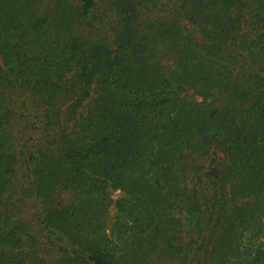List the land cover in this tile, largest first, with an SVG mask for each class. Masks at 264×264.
<instances>
[{"label":"trees","instance_id":"1","mask_svg":"<svg viewBox=\"0 0 264 264\" xmlns=\"http://www.w3.org/2000/svg\"><path fill=\"white\" fill-rule=\"evenodd\" d=\"M0 264H264V0H0Z\"/></svg>","mask_w":264,"mask_h":264},{"label":"rangeland","instance_id":"2","mask_svg":"<svg viewBox=\"0 0 264 264\" xmlns=\"http://www.w3.org/2000/svg\"><path fill=\"white\" fill-rule=\"evenodd\" d=\"M198 99H200L199 97H197ZM127 175V174H126ZM149 176H144V179L140 180L138 179V177L136 176V174H129L127 177L125 178H117V179H113L110 180L109 183V195L112 199H116L120 196H128V197H132V196H136L137 194L135 193L136 191H134L133 189L136 188V186H144L145 184H147V180L148 182H151V177ZM124 184L125 187H121V185ZM115 214H116V209L115 207H111L109 210V215L107 218V226L106 229L103 231V235H101V237H99V239L101 240L102 244L105 243V241H107V244L111 247V251L113 253H115L116 255H118V258L122 256L123 258V254L121 252V247L125 246L126 242L128 241L127 239L130 238L131 233H119L116 230H113V222L116 220L115 218ZM94 237L88 236L86 240L88 241H93ZM119 258V259H120ZM123 260V259H122Z\"/></svg>","mask_w":264,"mask_h":264}]
</instances>
